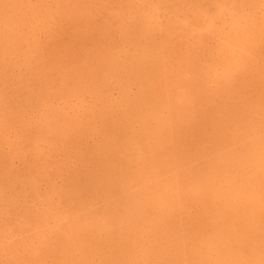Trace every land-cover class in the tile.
<instances>
[{"label":"rangeland","instance_id":"obj_1","mask_svg":"<svg viewBox=\"0 0 264 264\" xmlns=\"http://www.w3.org/2000/svg\"><path fill=\"white\" fill-rule=\"evenodd\" d=\"M83 5L86 8V13L83 14L81 12V15L80 10H78V16L76 14L74 17L71 15L73 20L67 19L68 17L66 18L65 14L68 16V12L76 8L79 9ZM63 15L65 16L63 17ZM75 17L77 18L74 20ZM105 24L106 26H104ZM84 25L90 26L89 29H92H86L85 32L82 29ZM100 27H103V30L105 27V29L112 28L111 31L107 32H110V34H107L109 37L105 36L107 38H104L107 30L102 32L103 30ZM73 35L75 38H79L81 35L80 41L82 43L79 41L80 38H76L77 40L73 39ZM249 35L252 37L250 39L253 40L254 38L260 41L259 44L262 49H258V44L257 46L255 44L256 48L253 45V49L256 51L251 52L252 45L250 43L252 40L248 43L250 48L246 47L247 42H244L246 45H242V41H238L243 36ZM87 36L91 43L89 41L86 42ZM82 38L86 40L85 43H83L84 40ZM33 39L37 43L35 45L36 49L33 46L35 44V42H32L34 41ZM75 41L77 43L74 44ZM238 42L241 43V47L243 46L246 49H238L236 47V43ZM103 44H108V47L103 48ZM59 45L64 47L68 45L69 52L71 51L72 54H65L68 52V49H66L65 53L63 51V54L67 55L66 57L65 55H59L60 53L56 54L58 52L56 48ZM6 48L10 49L7 54L5 53ZM19 52L26 55L22 56ZM69 54L73 55L72 57L78 55L73 59V63L70 64L72 66L75 63L74 61H79V65H77L78 69H76L77 63H75L73 65L74 68H72L75 71L68 65L70 68L65 70L64 73L66 71L70 72L71 76L74 74L72 76V78H75H73L74 80L79 78L80 81L77 80L79 81L77 83L72 80V84L68 80L73 87L71 89L70 86L63 93L62 91L65 89H62V85L55 83L56 81H51L52 77L49 75L48 80L45 77H47V72L52 73L53 75H51L54 77V73L49 71L53 69L50 66L51 62L53 64L55 59H59L60 61L61 58L59 56L63 59L61 61L71 59L72 57ZM57 55L58 58L56 57ZM52 56V59L55 58L53 61L51 59ZM84 57L85 59L83 60L82 58ZM239 57H243V60L247 58V61L245 60V67L241 66L254 77V82L248 84V87L238 85L237 90L241 95L240 97L232 98L230 92L223 93L226 89H222V87L225 84L224 77H228V73L235 71V68L228 65V62L240 60ZM83 62L84 64H82ZM107 62L111 64V68L106 74L103 70ZM119 68L124 70L123 72L119 70L121 73L117 75L119 73H116V70ZM150 70L158 71L163 75L167 89L154 88L150 85L153 81L151 75H148L151 74ZM60 75L62 76V74ZM66 76L65 78L69 79ZM62 77L64 78V75ZM240 77L242 76L240 75ZM72 78L70 77V80ZM258 78L261 80H257ZM263 80L264 0H0V174L2 176L6 173L9 177L11 173L13 174V180L7 176L4 179L5 175H3L4 180L0 178V264H16L12 262L13 259H23L24 262L22 261L20 264H35L34 261H31L33 259H28V257L30 258L35 252L43 251V249L46 250L47 247L48 252L50 251L51 254L59 256L58 251H60L61 247L69 248L72 245L70 240H72L73 246L78 245V247L81 246L84 249L83 245L85 244L91 247L85 248L87 264H105L104 259L106 257L109 259L111 250L114 251L109 240L108 230L92 229L88 233H83L81 231V222L83 221L80 219L79 206L84 204L82 207L88 210V212H90L89 206H92V215H96L99 212L104 213L103 210L109 207V214L116 216L119 211V208L116 209L115 206L116 200L120 201L123 206H133L132 203H137L139 206L142 205L148 211L149 221H144L143 223L139 221L134 224V232L138 234V237L137 239L135 238V243L129 251L122 249L124 242H120V245H117L115 251L118 252V255L115 256L118 259L115 262H119L120 264H166L165 262L168 261L167 264H172L176 260V257H179L181 264H194L192 261L193 257L188 256L187 253L193 249L191 244L197 240L195 237H193L195 240H192L190 236L195 235V231H199V241H202L204 237H212L215 230L221 231V227L224 225L228 229L229 226L233 225L234 212L231 210L228 214L222 213L224 214V220L212 223L211 211L207 214L204 211V206H190L186 211L178 210L174 221L170 223L168 216H163L161 213L163 208L157 204L153 206L152 202H147L146 197L152 194L154 187H156L155 185L159 183L158 181H167L174 176L177 177L178 174V178L183 179L186 171L182 167L188 169L190 166L178 164L181 163L177 161L178 153H181L179 157H184L188 161H191L194 156L195 158L199 157L197 158L199 161L196 159L198 164L195 163L196 160H192V162L195 161V165H193L195 167L206 160L211 163V172L215 178L218 179L219 176L225 177V179H222L224 180V184L222 185L232 187L231 184H234L236 195L233 197L223 195L217 207L220 211H225L227 205L231 206L234 197L236 198V203L240 205V209L243 206L252 205V208H246L245 214L242 211L241 217L236 220L240 221L243 218V221L241 223L237 222V225L235 223L233 226L238 227L241 239L232 235L231 229H228L229 231L225 229L227 234L224 231V234L230 239L228 245L239 248L244 253V257L237 261V259H234L235 256L232 253L226 251L223 258L225 264H248L247 258L254 256L253 254L258 249L256 241L259 240V237L256 234V229L259 227V223L254 225L253 223H249L247 219H249V216H252L249 220L253 221L252 218L254 216H260L264 221V210L260 212L261 215L255 211L256 206L263 202L264 198L255 201L249 200L255 199L256 192L251 191L247 185H244V188L248 189L249 194L245 196V192H243V188L241 187V175L243 172L238 168L240 165L239 160L234 161L230 157V169H226L225 171L221 162L216 163L220 159V154H226L228 149H230V146L228 147L226 143L222 145L223 143L220 141V143L216 144L219 150L222 148V152L217 154L218 158L216 160L214 159V155L208 154L209 149H212L214 146L213 144H208L207 146V141L205 146L206 149L208 148L207 152H205L202 158L199 155L196 156L197 149L192 144L196 140H201V135L194 133L193 130L201 123L204 125V133L209 132L220 137L219 131L231 132L236 120L226 118L224 111L223 114H212L213 118L211 120L207 117L204 121V118L201 117L203 100L205 101L212 95L223 96L224 101L230 99V103H227V105H229V111H231L230 108L233 107L231 105H237L239 103L238 99H241V107H234V111L241 116V119L252 120V125L257 128V131H251L248 134H256L257 137L252 138L246 134L240 138L242 143L238 147H235L240 153L239 157L242 155H246L247 158L255 157V160L259 161L255 165L259 169L257 172H264V165L260 164V160L258 159L264 151ZM50 81L51 86L48 84ZM240 81L242 82L243 78H240ZM45 82L47 83L45 84ZM80 82L82 83L80 84ZM69 83H67V86H69ZM78 84L81 86L77 87ZM44 86L48 89H45ZM41 87L43 88L40 89ZM49 87L52 89V95L49 93L51 90ZM44 89L46 92H44ZM31 91L33 92V96L30 95L29 97V94H32ZM69 91L71 93H68ZM44 93H49V96ZM179 95L183 97L182 100L178 98ZM98 96L101 100L98 99ZM97 99L102 101L100 102L101 109L98 107L100 103H98ZM33 100L37 101V103L32 104ZM189 100L196 101V107L201 105L200 108L198 107L199 111L195 112V110L189 108ZM39 101L40 105L38 104ZM218 101L214 105L218 104ZM109 108L114 111L112 110L111 112ZM52 110L55 111L51 112ZM214 110L215 112H219L220 106H216ZM49 113L62 114L61 116L58 114L60 118L58 119V116L56 118L59 121H55L54 114L51 115L52 117H49ZM124 114L125 116H123ZM119 115L124 118L126 117L125 120L123 117L118 118ZM136 115L138 117H147L148 122L146 124L138 122L137 118H135ZM63 118L68 120L65 122L66 124H61L64 121L62 120ZM121 118L120 122L119 119ZM214 120H217V122L214 123ZM72 121L73 123L70 124ZM59 124L60 126L58 127L61 128H58L60 132L57 133L59 130L56 132L55 130ZM193 124L194 128H191ZM68 125H72L70 127L73 128H71L72 132L68 131L70 133L68 137L72 135L78 141L75 140L74 142V137H72V141H70L71 138H69L70 140L68 139L70 143L74 142L78 146L77 148L75 147L76 145L70 144L71 148H74L72 152L69 149L70 145L65 144L68 138L66 129L70 128ZM42 126L46 127V133L45 131H40L44 129ZM146 126L152 130L162 128V131L166 132L165 136L168 141L164 140L165 142H163L161 140L162 136H158V141L161 142L160 146L164 150H167L166 154V150L162 154L157 153L158 141L149 142L150 146L148 145V147L147 144L143 143V132ZM118 127L124 130L121 142L124 144L125 149H123V153L118 154L120 160L117 159L116 168L125 174L126 168L123 164L127 160L130 162L134 161L133 168L130 169L129 167L126 171V174L133 176L134 179L130 183L128 180L126 181L128 188L124 189L121 187L120 189H115L116 195L113 193L114 190H110L111 195L114 194L117 197L113 199L109 198L110 196H104L103 193L100 195L99 192L95 191L100 185L105 187L103 183L104 171L99 170L96 166H100V163L95 162L99 158L96 155L98 151L102 152V154L108 151L106 149V137L110 140L118 138L116 135ZM35 132H39L40 135L35 136ZM43 134H45L44 137L48 135V140L44 139ZM58 134H64L63 136L67 138L59 136L61 137V142L58 143L59 139H55ZM179 134H182L183 141L181 140V143L178 141L180 139ZM51 135L56 137L54 138ZM216 135H212V137L218 138ZM28 137L34 139L33 142L37 145L40 143V147L33 143L29 144ZM37 137H40L38 138L39 140ZM69 142L66 141V143ZM51 143H54L55 147L58 146V148L53 147L54 149H60L61 151L62 148H65V150L69 149V153L72 156L70 157L68 153L67 157L70 159L64 155L68 152L64 150L62 153L56 150L57 156L56 153H54L55 155H51L52 150H54L52 147H50L51 151L48 149L50 145L54 146ZM29 145H32V147ZM115 148H112V150L114 151ZM92 149L93 151L96 149L98 151L93 152ZM34 150L35 152L32 153ZM41 151L44 155L42 154V157L37 156L39 161L36 160V166L33 154L41 155ZM118 152H121L119 147ZM123 154L126 155V160ZM82 155H85V160L88 158L90 163L86 161L88 164H84L85 160L82 158ZM95 155L97 156L96 158L94 157ZM165 155H169L168 158ZM55 156L58 158V162L55 160ZM80 156L84 161L80 160ZM53 158L55 159L53 160ZM77 159L79 160L77 161ZM241 160L249 162L246 159ZM162 161L166 163L168 161L167 166L170 164L174 172L168 166L170 172H166V175L162 176L160 174L159 177L151 174L152 176H150V169L153 167L154 171V164L158 163L156 165H159L161 163L162 165ZM44 162H46V165ZM47 163L52 166L49 167ZM56 163L63 164H60V166L58 164V168ZM30 164L36 166V168ZM46 166L47 168H45ZM84 166L85 168L83 169L87 173H94L98 176L102 175L99 176V179L96 176L97 187L90 190V192L85 191V187L89 185L87 177L84 180L83 176L86 172L79 171L77 173ZM193 166L192 168H195ZM37 167L39 168L35 171ZM48 167L50 168V172L46 171ZM55 167L56 169H54ZM28 168H30V172L35 171L39 175L37 177L33 175L34 179L25 180L27 184L21 185L18 181L26 179L24 177H30ZM245 168L248 169V167ZM59 169L62 170L61 174H59ZM26 170L29 174H26ZM53 170L58 172H54ZM222 170L224 172L223 175H221ZM253 171H255V168L250 167L247 174L252 177H258ZM57 173L62 176L59 177ZM168 173L171 174L168 175ZM42 175L45 176L43 177L44 179ZM81 178L84 180V183L81 181ZM112 179L114 180L113 177ZM67 180L70 181L68 186H66L68 184ZM181 180L180 182H182ZM78 181L79 183L81 182L80 185H77ZM8 182H10L11 186L7 184ZM71 183L76 184V187L74 185L72 187ZM53 186L59 190L61 196L51 192V190H56ZM74 187L75 189L78 187V190L82 187L83 191L79 193L76 189L75 193ZM216 190L219 191L218 188ZM48 193L49 196L47 195ZM66 193L68 194L66 195ZM202 193L204 194L203 199L205 198V193L204 191ZM75 194H78L79 197ZM46 197L49 199H45ZM108 198L110 203L107 202ZM72 200L74 201V211L70 213L72 217L68 222H73V232H75L72 233L71 231L69 235L60 233V236H56L55 234L59 232L60 225L65 223V220L61 219L65 218L64 209L70 208H68L67 203ZM47 202L49 206L51 204V208H57L56 212L61 213L62 216H58L55 220L52 219L51 222H48L50 224H46L49 225L48 228H46V225L39 227V229H42V233L46 229V232L50 233L49 236H51H48L46 241H42L40 240L41 237L38 236L41 232L40 230L36 229L38 232L34 231L35 233H31L32 230L29 232L28 229L31 227V229H34L33 223H31L34 221L31 220L32 217L37 219L48 212L50 207L48 208ZM52 204L58 207H54ZM202 208L204 215L202 214ZM45 218L47 219L46 216ZM151 219L154 223L150 222ZM21 224L25 225L20 226ZM260 226H264V222ZM132 230L128 228L129 232H132ZM191 230L192 233H190ZM47 233L44 234L48 235ZM76 233L81 234L83 237L80 240H75L74 234ZM81 240H84L85 243L81 242L80 245ZM194 247L198 249L200 245L196 244ZM213 248L214 245L210 244L202 247L201 255L205 262H209L208 264H214L217 258V253L214 252ZM259 248L260 251L261 249L264 250V244L259 245ZM148 251L151 252L152 259H149L151 262L142 254ZM43 253L45 252L43 251Z\"/></svg>","mask_w":264,"mask_h":264},{"label":"bare ground","instance_id":"obj_2","mask_svg":"<svg viewBox=\"0 0 264 264\" xmlns=\"http://www.w3.org/2000/svg\"><path fill=\"white\" fill-rule=\"evenodd\" d=\"M35 5V4H34ZM39 5V4H38ZM213 5H215V4H213ZM216 7V6H215ZM218 8V7H217ZM223 8V7H222ZM42 9V8H41ZM36 10V9H35ZM78 10H80V14H81V12L84 14V13H86V8H85V6L83 5V6H81V7H79V9L78 8H76V9H74L73 11H70V12H68L69 14H70V17H69V14H68V16H67V14H65L66 15V18L67 19H72L74 16H75V14H76V16H78ZM222 10V9H221ZM110 11V10H109ZM113 12V11H112ZM224 12V11H223ZM217 13H219V12H217ZM65 15H63V17L65 16ZM71 15H73V17L71 16ZM82 15V14H81ZM229 15V14H228ZM77 17H75L74 18V20L76 19ZM45 19V18H44ZM47 19V18H46ZM66 19V20H67ZM50 20V19H49ZM63 20V19H62ZM73 20V19H72ZM150 20V19H149ZM153 20V19H152ZM156 21V20H155ZM46 22V21H45ZM198 24V23H197ZM104 26H106V24L104 25ZM109 26V25H108ZM142 26H143V24H142ZM85 27V28H84ZM84 27H82V29L86 32V29H88V30H90V29H92V28H90L89 29V27H87L86 25H84ZM38 28V27H37ZM101 29L103 28V27H100ZM106 28V27H105ZM104 28V30L102 31V32H104V31H106V33H105V35H104V33H103V35H104V38H105V36H107V34H110V32L109 33H107L108 31H111V29L112 28H109V29H105ZM78 29V28H77ZM80 29V28H79ZM81 29V30H82ZM100 29V30H101ZM81 30H79V31H81ZM83 32V31H82ZM81 32V33H82ZM84 32V33H85ZM87 33H88V31H87ZM91 33H92V31H91ZM201 33H202V31H201ZM74 34V33H73ZM78 34H80V33H78ZM86 34V33H85ZM179 34V33H178ZM177 34V35H178ZM91 35V34H90ZM102 35V36H103ZM253 35H255V34H253ZM76 36V35H75ZM77 36H79V35H77ZM183 36V35H182ZM237 36V35H236ZM72 37H74V35L72 36ZM81 35L79 36V38L78 37H76V38H78L79 39V41L81 40ZM107 37H109V36H107ZM106 37V38H107ZM181 37V36H180ZM250 35L249 36H243V38L242 39H239L238 41H242V45H246V43H244V42H247V45H246V47L248 48L250 45H252V48H251V52H254V51H256V50H254L253 49V47L255 46V44H256V46H257V44H258V49H262V48H260V44H259V42L260 41H258V40H255L254 38H253V40L252 39H250ZM75 37L73 38V39H76ZM105 38V39H106ZM252 38V37H251ZM15 40V39H14ZM34 41H32L33 43L36 41L35 39H33ZM77 40V39H76ZM82 40H84L83 41V43H85V41L86 42H88L90 39L88 38V36H87V39L85 40L84 38H82ZM104 40V39H103ZM169 40H172V39H169ZM252 40V41H251ZM16 41V40H15ZM72 41H74V40H72ZM78 41V42H79ZM105 41V40H104ZM250 41H251V43H250ZM257 41H258V43H257ZM14 42V41H13ZM18 42V41H17ZM81 42V41H80ZM90 42V41H89ZM146 42V41H145ZM253 42H255L254 44H253ZM24 43H26V42H24ZM75 43H77L76 41L74 42V44ZM82 43V42H81ZM91 43V42H90ZM171 43V42H170ZM239 43V42H238ZM236 43V47L238 48V49H240V48H244V49H240V50H245L246 48L245 47H241L240 45H241V43ZM248 43H250V45L248 46ZM3 44V43H2ZM37 43L35 42V44H33V46H35ZM30 45V44H29ZM105 45H107V46H105ZM103 44V48H107L108 47V44ZM110 45V44H109ZM254 45V46H253ZM262 45V44H261ZM39 46V45H38ZM256 46H255V48H256ZM59 47V48H58ZM56 49L58 50V52H56V54H59V55H65V54H68V53H71V51L69 52V48H68V45L67 46H62V45H59ZM35 49H36V46L34 47ZM90 48V47H89ZM147 48V47H146ZM250 48V47H249ZM66 49H68V52H66L65 53V51H66ZM253 49V50H252ZM28 50H29V48H28ZM27 49H26V51H28ZM56 50V51H57ZM10 51V49H5V53L7 54L8 52ZM63 51H64V53L65 54H63ZM21 52V51H20ZM19 52V54H22V53H20ZM25 52V51H24ZM55 52V51H54ZM84 52V51H83ZM85 52H87V51H85ZM244 52V51H243ZM258 52H261V51H258ZM25 53H27V52H25ZM37 53H39V52H37ZM89 53V52H88ZM35 54H36V52H35ZM52 54H55V53H52ZM72 54V53H71ZM71 54H69V56L70 57H72L71 56ZM26 54H22V56H25ZM87 55V54H86ZM21 56V55H20ZM21 56V57H22ZM34 56V55H33ZM41 56V55H40ZM67 55H65V57H66ZM76 56H78V55H76ZM76 56L75 57H72L71 59H64V61H61V60H63L62 59V57L61 56H59L61 59H60V61H59V59H55V61H54V65L52 64V62H51V64H50V66L53 68V69H50L49 71H51V72H53L54 73V77L52 76L53 74L52 73H50V72H47V77H45L47 80H48V75L50 76V77H52V79H50L51 81H53V82H55V83H59L60 85H62V89H65V90H63L62 92L64 93L66 90H68V88L71 86L70 85V83L68 82V80L70 81V82H72V84H73V81L72 80H74L73 78H72V76L74 75V74H72V76L67 72H65L64 73V71L65 70H67V69H69L70 67H71V69L72 68H74V64L75 63H77L76 64V69H78L77 68V65H79L78 64V62L79 61H74L75 63L71 66L70 64H72L73 63V59L74 58H76ZM57 58H58V55L56 56ZM64 57V56H63ZM88 57V56H87ZM23 58V57H22ZM38 58V57H37ZM53 58V56L51 57V59ZM69 58V57H68ZM240 58V57H239ZM245 58V57H244ZM25 59V58H24ZM39 59V58H38ZM54 59H52V61L54 60ZM83 60L85 59V57L84 58H82ZM247 58H245V60H246ZM26 60V59H25ZM245 60H243V57L242 58H240V60H236V61H232V62H228L229 64L228 65H231V66H233L234 68H235V71L234 72H231V73H228L229 75H228V77H224L225 79V84H224V87H222V89H226L223 93H227V92H230V95H231V97L232 98H237V97H240V95H241V93H239L238 92V90H237V88H238V85L239 86H242V87H248V84H250V83H252V82H254V77L253 76H251L241 65H243L244 67H245ZM110 61V60H109ZM108 61V62H109ZM247 61V60H246ZM106 63L105 64V66H104V73H108V71H110V66H111V64H109V63ZM82 64H84V62L82 63ZM5 65V64H4ZM53 65V66H52ZM68 65H70V67L68 66ZM65 66V67H64ZM67 66V67H66ZM36 67H37V65H36ZM79 67V66H78ZM81 67V66H80ZM82 68V67H81ZM177 69V68H176ZM263 69V68H262ZM72 70H74L75 71V69H72ZM80 70H82V69H80ZM121 72H123V70L124 69H121V68H119V69H117L116 70V73H119V74H117V75H120V71ZM155 70V69H154ZM17 71V70H16ZM57 72V73H56ZM151 74H148V75H151V77H152V79H153V81H152V84H150L152 87H154V88H165V89H167V85H166V82H165V80H164V77H163V75L160 73V72H158V71H153V70H150L149 71ZM15 73V72H14ZM48 73H50V74H48ZM58 73H60V74H62V76L64 75V78H65V76L66 77H68L69 79H64L60 74H58ZM52 74V75H51ZM68 74H69V76L72 78L71 80H70V77L68 76ZM75 75H76V73H75ZM81 75V74H80ZM84 75V74H83ZM83 75H82V77H83ZM240 75L242 76V77H240ZM76 76H78V75H76ZM225 76H227V75H225ZM166 77V76H165ZM2 78V77H1ZM44 78V79H45ZM240 78H243V81L241 82L240 81ZM45 79V80H46ZM77 80H79V78H76ZM263 79V78H262ZM46 80V81H47ZM77 80H74L75 82H79V81H77ZM257 80H261L260 78H258ZM40 81H41V76H40ZM39 81V83H41ZM51 81L48 83L50 86H51ZM66 81H67V83H69V86H67V83H66ZM264 81V80H263ZM48 82V81H47ZM47 82H45V84L47 83ZM61 82V83H60ZM74 82V83H75ZM43 83V82H42ZM82 82H80V84H81ZM224 83V82H223ZM260 83H262V82H260ZM142 84V83H141ZM32 85V84H31ZM76 85V84H75ZM33 86V85H32ZM40 86H41V84H40ZM39 86V87H40ZM78 86H81V85H77V87ZM142 86V85H141ZM140 86V87H141ZM22 87V86H21ZM20 87V88H21ZM53 87V86H52ZM72 87L73 86H71L70 88L72 89ZM76 87V86H75ZM77 87H76V89H77ZM145 87V86H144ZM19 88V89H20ZM43 87H41L40 89H42ZM44 88H45V86H44ZM50 88V87H49ZM80 88V87H79ZM45 89H48V88H45ZM44 89V92H46V90ZM51 89V88H50ZM5 90H6V88H5ZM20 90H22V89H20ZM70 90V89H69ZM99 90V89H98ZM102 90V89H101ZM143 90V89H142ZM26 91V90H25ZM32 91H35V90H32ZM31 91V92H32ZM42 91V90H41ZM52 89L50 90V92L49 91H47V92H49V93H51V95H52ZM115 91V90H114ZM29 92H30V90H29ZM29 92H27L28 94H29ZM81 92V91H80ZM105 92V91H104ZM248 92V91H247ZM49 93H44V94H47V96H49ZM57 93V92H56ZM56 93H54V94H56ZM68 93H71V91H69ZM144 93V92H143ZM43 94V95H44ZM243 94V93H242ZM30 95L31 96H33V92H32V94H29V97H30ZM109 95V94H108ZM138 95V94H137ZM46 96V97H47ZM34 98V97H33ZM178 98L180 99V100H182L183 99V97L181 96V95H179L178 96ZM98 99H99V96H98ZM97 99V101H98V103H100V102H102V101H99V100H101V99H99L98 100ZM219 100L218 101V104H216V105H214V103L217 101V100ZM225 99L223 98V96H218V95H212V96H209L205 101L203 100V105H202V108L201 109H203V112L201 111V117H203L204 118V121L206 120V118L208 117L210 120H211V118H213V116H211L212 114H217V113H219V114H223V111H224V113H225V115H226V118H230V119H233V120H236V121H234V127H233V129L231 130V132L230 131H228V132H222V131H219V133H220V137H218V135H216V134H211V133H209V132H206V133H204V130H203V124H198V127H196V129H194L193 130V132L194 133H197V134H200L201 135V140H196V142H194V144H192V145H194L195 147H196V149H197V155L196 156H200L201 158H202V156L205 154V152H207V150H208V148L206 149L205 148V146H206V141H207V146H208V144L209 145H212L213 144V146L214 147H212V149H209V153L208 154H210V155H214L215 157H214V159L216 160L218 157H217V154L219 153L220 154V152H222V148L219 150V147L217 148V143H220V141L223 143H221L222 145H224V143H226L227 144V146L229 147L230 146V149H228V151H227V153L226 154H220V159L216 162V163H219V162H221V164H222V167H223V170L225 171L226 169H230V166H231V159H230V157H232V160H239V162H240V165L238 166V168H239V170L241 171V172H243L242 173V175H241V180H242V182H241V187L243 188V192H245V196H247V194H249V191H248V189H246V188H244V185H247L249 188H250V190L251 191H255L256 192V195H255V199H249V200H259V199H263L264 198V172H262V173H258L257 171H259V169L258 168H256L255 167V165H256V163L257 162H259L258 160H255V157H249V158H247L246 157V155H242L241 157H239V155H240V153L237 151V149H236V147L235 146H239L241 143H242V141L240 140V138L242 137V136H244V135H249V137H252V138H254V137H257V135L256 134H248V133H250L251 131L252 132H256L257 131V128L256 127H253V123H252V120H245V119H241V116L239 115V114H236L235 113V111H234V107L235 108H238V107H241V99H238L239 100V103L237 104V105H231V106H233V107H231L230 108V110L232 111H229V105H227V103H230V99L229 100H227V101H224ZM34 101V102H33ZM32 102V104H36L37 103V101H35V100H33ZM119 101V100H118ZM188 103H189V108L190 109H192V110H195V112H197V110H198V107L200 108V106L201 105H198V107H196V101H191V100H189L188 101ZM233 103V102H232ZM39 105H40V101H39V103H38ZM100 105H101V103L99 104V108H100ZM118 106V105H117ZM216 106H220V111L219 112H215V107ZM214 108V109H213ZM101 109V108H100ZM105 109H108V108H105ZM104 109V110H105ZM110 109V111L112 112V110L113 109H111V108H109ZM117 110V109H116ZM12 111H14V110H12ZM55 111V110H54ZM53 110L51 111V112H54ZM114 111V110H113ZM199 111V110H198ZM234 111V112H233ZM57 112H59V111H57ZM130 112V111H129ZM1 113V112H0ZM50 114V113H49ZM54 113H52V114H50L49 115V117L51 116V115H53ZM61 116V114L60 113H57V114H54V116L53 117H57L58 119L60 118L59 117V115ZM102 115V114H101ZM123 116H125V114L123 115ZM123 116H121V115H119V117L118 118H120V117H123ZM52 117V116H51ZM104 117V116H103ZM106 117V116H105ZM141 117V118H140ZM140 117H138L137 115H136V117L135 118H137V121L138 122H140V123H143V124H146L147 122H148V118L147 117H145V116H140ZM222 117H225V116H222ZM55 119V121H59L58 119ZM126 118V117H125ZM125 118L123 117V119L125 120ZM52 119V118H51ZM53 120V119H52ZM62 120H64V121H62L61 122V124L62 123H65V122H67L68 120H66L65 118H63ZM121 120H122V118L121 119H119V121L121 122ZM41 122V121H40ZM43 122V121H42ZM214 123H216L217 122V120L215 121H213ZM73 123V121L70 123V124H72ZM41 125H44L43 123H40ZM39 124V125H40ZM66 124V123H65ZM121 125V124H120ZM55 126V125H54ZM58 126H60V124L59 125H57L56 127H57V129H56V127H55V132L57 131V130H59L57 133H59L60 132V129H58V128H61V127H58ZM63 126V125H62ZM70 126H72V125H68V127H70ZM43 127V126H42ZM41 127V128H42ZM67 127V128H68ZM40 128V127H39ZM44 129L43 130H40V131H45V133H46V127H43ZM66 128V127H65ZM72 127H70V128H68V130L66 129V134H67V137H68V134H70L68 131L70 130H72L71 129ZM191 128H194V124H193V126L191 127ZM63 129H64V127H63ZM155 129V128H154ZM128 130V129H127ZM163 129L161 128H159L158 130H152V129H149L147 126L144 128V132H143V143L146 145L147 144V147H148V145L151 143V142H157L159 139H158V136H162V141L163 142H165L164 140H167L168 141V139H167V137L165 136L166 135V132L165 131H162ZM39 131V132H40ZM49 131H51V130H49ZM73 131V130H72ZM71 131V132H72ZM117 131H118V133L116 134L117 136H118V138L117 139H114V140H110L109 138H107L106 137V149L108 150L106 153H103L102 154V152H100V151H98L97 149L96 150H94L93 151V149H92V151L93 152H97L98 151V153L96 154L99 158L98 159H96L95 161V163H100V166H96L99 170H102V171H104V176H103V183H104V185H105V187L104 186H102V185H100L99 187H97V185H96V182H97V179H99V176H102V175H97V174H94V173H87L86 171H85V169H83V168H85V166L84 167H82V169H79L78 171H77V173L79 172V171H82V172H86V173H84V180H85V177H87V180H88V183H89V185L88 186H86L85 187V191L86 192H90V190H92V189H95L96 187V189H95V191H97V192H99V194L101 195L102 193L104 194V196H106V197H109V198H117L115 195V189H117V188H121V187H123L124 189H126V188H128L127 187V180H128V182L130 183V181L131 180H133L134 179V177L133 176H131V175H129V174H126V171H127V169L130 167V169H132L133 168V162H130L129 160H127L126 161V163H124L123 164V166L126 168V170H125V174H123V173H121L117 168H116V162H117V159H119V153H123V149H125V146H124V144L121 142V139H122V134H124V130L123 129H121L120 127H118L117 128ZM39 132L37 133V132H35L36 134H38V135H36V134H34L35 136H39L40 134H39ZM65 132H64V134H65ZM103 132H107V131H103ZM127 132V131H126ZM41 133V132H40ZM62 133H63V131H62ZM110 133V132H109ZM229 134V137H228V134ZM53 134V133H52ZM64 134H58L57 135V137L56 136H52V137H56L55 139L56 140H58V143H60L61 142V137L64 135ZM66 134H65V136H66ZM72 134V133H71ZM211 134V135H210ZM41 135H42V133H41ZM44 135L45 134H43V137H44ZM56 135V134H55ZM106 135V134H105ZM210 135V136H209ZM212 135H216L218 138H214V137H212ZM34 136V137H35ZM47 136V137H46ZM45 137H44V139L46 138V140H48L47 138H48V135H46ZM59 136H61V137H59ZM65 136H63L65 139L67 138V137H65ZM179 137H180V139L178 140L179 141V143H181L180 141L182 140V134H179L178 135ZM32 137V136H31ZM33 137V138H34ZM41 137V136H40ZM40 137H37V139L38 138H40ZM72 137H74V136H72V135H70V137H68L67 138V140L66 141H68L69 142V138H71V140L70 141H72ZM29 139H28V141L30 142L29 144H36L35 142H33L34 141V139H30V137H28ZM42 138V137H41ZM54 138H52V139H54ZM43 139V138H42ZM63 139V138H62ZM69 139V140H68ZM39 140V139H38ZM41 140V139H40ZM64 140V139H63ZM74 142H75V137H74ZM32 141V142H31ZM42 141H44V140H42ZM52 141V140H51ZM66 141H65V144L66 145H72V144H74V145H76V143H74V142H72V143H66ZM77 141V140H76ZM140 141V140H139ZM183 141V140H182ZM38 142H41V141H38ZM64 142V141H63ZM78 142V141H77ZM127 142V141H126ZM150 142V143H149ZM48 143H49V141H48ZM48 143H46V145H48ZM56 143H57V141H56ZM160 141H158L157 142V153H160V154H162V153H164L165 152V150L160 146ZM251 143V142H250ZM51 144H54V143H51ZM78 144V143H77ZM166 144H167V142H166ZM37 145V144H36ZM39 145V146H38ZM37 146L38 147H40V143L38 144ZM41 145H42V143H41ZM46 145H44V146H46ZM50 145V144H49ZM66 145H64V146H66ZM71 145L69 146L70 148V150H71V152L74 150V148H71ZM244 145V144H243ZM29 146H31L32 147V145H29ZM56 146H57V144H56ZM61 146H63V145H61ZM68 146H67V149H68ZM150 146V145H149ZM38 147H36V148H38ZM50 147H54V148H58V146L57 147H55V144H54V146H49L48 147V149H50V151H51V148ZM75 147H77L78 148V146L76 145ZM117 148V150H116V148ZM118 147H119V150L121 151V152H118ZM195 147H193V148H195ZM29 148V147H28ZM35 148V149H36ZM42 148H43V145H42ZM42 148H40V149H42ZM47 148V147H46ZM53 148V149H54ZM59 148H61V147H59ZM112 148H115V150L113 151L112 150ZM141 148V147H140ZM65 150V148L63 149L62 148V151L64 150V151H68L67 153H65V152H63V153H65L64 155H66V157L68 156V153L70 152V150ZM73 149V150H72ZM46 150V149H45ZM58 152H60L61 150L60 149H54V150H52V152H51V155L53 154V155H55L54 153H56L57 151ZM141 150V149H140ZM152 150V149H151ZM212 150V151H211ZM30 151V150H29ZM37 151H38V149H37ZM62 151H61V153H62ZM35 152V150L32 152V153H34ZM43 152H44V150H43ZM92 152V153H93ZM132 153V152H131ZM167 153V150H166V152H165V154ZM168 153H169V151H168ZM39 154H40V152H39ZM42 151H41V155H35V154H33V159H34V163L36 164V166H37V162H36V160L37 161H39L38 159H37V156H40V157H42ZM57 154L58 153H56V156H57ZM60 154V153H59ZM77 154V153H76ZM82 154V153H81ZM80 154V155H81ZM94 154V153H93ZM102 154V156H100ZM180 154V155H179ZM230 154H231V156H230ZM19 155V154H18ZM44 155V154H43ZM69 155H70V153H69ZM94 156L95 158L97 157V156ZM124 155V158H125V160H126V155L125 154H123ZM55 156V158H53V160L55 159L56 161H57V157ZM72 155H70V157H71ZM84 156V157H83ZM165 156H167V158H168V156L169 155H165ZM179 156H181V153H178V156H177V158H178V160L177 161H179V162H181V163H178L179 165L181 164V165H183V166H190L188 169L187 168H185V167H182V169H184L185 171H186V173L183 175V179L181 180V179H179L178 177V172H177V177L176 176H174L172 179H169V180H167V181H165L164 180V182L163 181H158L159 183H157L155 186L156 187H154V190L152 191V194H150V195H148L147 197H146V199H147V202L148 203H150V202H152V205L154 206L155 204H157V205H159L161 208H163L162 209V211H161V213H162V215L163 216H168V221L171 223V222H173L174 221V218H175V216H177V213H178V210H182V211H186L187 210V208L188 207H190V206H198V207H200V206H204L205 208H204V211H206V213L207 214H209V211H211V214H212V223H217V222H219V221H221V220H224V214L225 213H227L228 214V212L229 211H233L234 212V222H233V225L232 226H229L228 227V229H231L232 230V232H231V234L232 235H234V236H236V237H239L240 239H241V234H240V232L238 231V227L236 228V227H233L234 225H235V223H236V225H237V222L238 223H241L242 221H243V218H242V220H240V221H236L237 220V218H239V217H241V214H242V211H244V214H245V210H246V208L247 207H250V208H252V205H248V206H246V207H241V209H240V205L239 204H237L236 203V198L234 197L233 198V201H232V203H231V206L230 205H227L226 207H225V211H220L217 207H218V204H219V202H220V198L223 196V195H227V196H230V197H233V196H235L236 195V190H235V187H234V184H231L232 185V187H230V186H224V185H222V184H224V180H222V179H225V177L224 176H219L218 177V179L217 178H215L214 176H213V174H212V172H211V168H212V166H211V163H209V162H207L206 160L204 161V163L202 162V164L201 163H199L200 165H196L197 167H195V166H193V165H195L194 164V162L195 161H193L192 162V160H196L197 158H199V157H196L195 158V156L194 157H192V159H191V161H188L187 159H185L184 157H179ZM59 157V156H58ZM239 157V158H238ZM68 158V157H67ZM73 158V157H72ZM71 158V159H72ZM80 158H81V156H80ZM82 158H84V160H85V155H82ZM80 159V160H82V161H84L83 159ZM94 158V159H95ZM68 159H70V158H68ZM241 159H246L247 161H249V162H246V161H242ZM259 160H260V164H263L264 165V151H263V153H261L260 154V156H259V158H258ZM53 160H51V161H53ZM79 159H77V161H78ZM120 160V159H119ZM140 160V159H139ZM198 161H199V159H197ZM196 160V164H198L197 161ZM86 161H88V158L85 160V162H84V164H88V162L86 163ZM58 162V161H57ZM174 162H175V160H174ZM193 164H192V163ZM46 162H44V164H45ZM54 163V162H53ZM90 163V162H89ZM169 163H171V164H173L172 162H169ZM215 163V164H216ZM48 164V163H47ZM57 164V167L59 168V166H60V164H63V163H56ZM58 164H59V166H58ZM69 164V163H68ZM156 164H158V163H156ZM156 164H154L155 165V167H154V171H153V167H152V169H150V176H152V175H155V176H159L160 177V174L163 176L166 172H168L169 171V169L171 168V166H170V164L168 165V166H170V168L167 166V164H168V161H167V163L165 162V161H162V165H161V163H159V165H156ZM175 164H177V163H175ZM189 164V165H188ZM31 166H34V165H32V164H30ZM46 165V164H45ZM49 165V164H48ZM65 165V164H64ZM64 165H62V166H64ZM154 165H152V166H154ZM179 165H178V167H179ZM217 165V164H216ZM36 166H34L35 168H36ZM39 166V165H38ZM44 166V165H43ZM50 166H52V165H49V167ZM54 166V165H53ZM87 166V165H86ZM177 166V165H176ZM192 166L193 167H195V168H192ZM27 167H29V166H27ZM48 167V170H46V171H49V168ZM218 167V166H217ZM245 167H248V169L247 168H245ZM250 167L251 168H255V171H253V173H256L257 175H258V177L257 176H254V177H252L251 175H249V174H247V172L249 171V169H250ZM31 168V167H30ZM30 168H28V171H29V169ZM38 168L39 167H37V169H35V171L36 170H38ZM45 168H47V166L45 167ZM57 168V169H58ZM66 168H68V167H66ZM169 168V169H168ZM173 168V167H172ZM172 168L170 169L171 171H172ZM177 168V167H176ZM234 168H236V167H234ZM233 168V169H234ZM54 169H56V167L54 168ZM181 169V168H180ZM181 169V170H182ZM31 170H33L32 168H31ZM39 170H41V169H39ZM52 170V169H51ZM60 170V169H59ZM223 170H222V172H221V175H223L224 174V172H223ZM27 170H26V174H29L30 175V177L28 178V177H24V178H26V179H23L24 180V182H23V180H20V181H18V182H20V184L22 185V184H27L26 182H25V180H28V179H34V176L35 177H37L39 174H36V172L35 171H32V172H30L29 171V173H27L28 172ZM54 172H58V171H56V170H53ZM61 171L62 170H60V172H59V174H61ZM183 171V170H182ZM181 171V172H182ZM184 171V172H185ZM38 172V171H37ZM50 172V171H49ZM54 172H53V174H54ZM170 172V171H169ZM172 172H174V171H172ZM171 172V173H172ZM227 172V171H226ZM47 173V172H46ZM45 173V174H46ZM171 173H168V175H170ZM48 174V173H47ZM46 174V175H47ZM52 174V173H51ZM58 174V173H57ZM58 174V175H59ZM105 174H107V175H105ZM152 174V175H151ZM182 174V173H181ZM3 175H5V178L4 179H6L7 177H9V176H7L6 175V173L5 174H3ZM3 175L1 176V174H0V178H1V180H4L3 179ZM12 173H11V176L9 177V178H11V180H13L12 178ZM28 175V176H29ZM34 175V176H33ZM62 175H63V172H62ZM62 175H59V177L60 176H62ZM142 175L143 176H145L144 175V173H142ZM166 175V174H165ZM167 175V176H168ZM7 176V177H6ZM41 176V175H40ZM96 176H97V179H96ZM154 176V177H155ZM167 176H166V179H167ZM43 177H45L44 175H42V178ZM49 177V176H48ZM112 177L114 178V180L112 179ZM63 178V177H62ZM44 179V178H43ZM46 179V178H45ZM152 180H153V178H151ZM48 180H49V178H48ZM64 180H66V179H64ZM84 180H82V178H81V181L84 183ZM180 180L182 181V182H180ZM7 181V180H6ZM9 181V180H8ZM15 181V180H14ZM50 181V180H49ZM68 181V184L66 185V186H68L70 183V181L69 180H67ZM150 182H151V180H149ZM154 181H156V180H154ZM48 182V181H47ZM14 183V182H13ZM66 183V182H65ZM8 185H10V182H8L7 183ZM11 184H12V182H11ZM81 184V182L79 183V181H78V184L77 185H80ZM34 185V184H33ZM36 185V184H35ZM72 185H76V184H72L71 183V186ZM7 186V185H6ZM11 186V185H10ZM9 186V187H10ZM8 187V186H7ZM51 187V186H50ZM73 187V186H72ZM76 187V186H75ZM75 187L73 188L74 189V191H75V193H76V189L78 188H76L75 189ZM11 188V187H10ZM35 188V187H34ZM34 188H33V190H34ZM53 188H54V186H53ZM67 188V187H66ZM219 189V191H217L216 189ZM8 189V188H7ZM32 189V188H31ZM52 189V188H51ZM54 189H56V190H51V192L54 194V193H56V194H58L59 196H61L60 194H59V190H57V188H54ZM245 189V190H244ZM64 190H66L65 188H64ZM110 190H114L113 191V193L115 194H113V195H111V192H110ZM35 191V190H34ZM83 191V189H82V187H81V189L80 190H78L77 189V192H79V193H81ZM202 191H204V193H205V198H203L202 199V197H204V194L202 193ZM36 192V191H35ZM62 192H64L63 190H62ZM11 193V192H10ZM50 193V192H49ZM49 193L47 194L48 196H49ZM25 194V193H24ZM40 194V193H39ZM68 193H66V195H67ZM71 194V193H70ZM75 195H78V194H75ZM82 196V195H81ZM157 196V197H156ZM40 197V196H39ZM45 197V196H44ZM52 197H54L53 195H52ZM51 197V198H52ZM78 197H79V195H78ZM38 198V197H37ZM41 198H42V196H41ZM48 197H46L45 199H47ZM63 198V197H62ZM61 198V199H62ZM109 198H108V203H110V200H109ZM226 198H228V197H226ZM49 199V198H48ZM56 199V198H55ZM58 199V198H57ZM60 199V201H62ZM41 200V199H40ZM42 200H44V199H42ZM52 200V199H51ZM49 201V200H48ZM53 202H55L54 200H52ZM253 201V202H254ZM41 202H43V201H41ZM50 202V201H49ZM93 202V201H92ZM116 202V209L117 208H119V211H118V214H116V216H114L113 214H109V207H107L106 208V210L104 209L103 210V212L104 213H101V212H99L98 214H96V215H92L91 214V211L93 210L92 209V206H89V211L90 212H88V210H85V208L84 207H82V206H84V204L82 205V206H79L80 207V216H81V220L83 221V222H81V231L84 233V232H86V233H88L90 230H92V229H97V230H108V233H109V240H110V243H111V245L113 246V248H114V251L113 250H111V253L109 254L110 255V257H109V259L106 257L105 259H104V262H105V264H120L119 262H115L117 259H118V257H116L115 255H118V252H116L115 251V249H116V247H117V245H120L119 243L120 242H124L123 243V246H122V249L123 250H125V251H129L130 249H131V246L135 243V238L137 239V237H138V234L137 233H135L134 232V224H136L137 222H144V221H149V215H148V211L146 210V209H144L143 208V206L141 205V206H139L137 203H132L133 204V206H123L121 203H120V201H118V200H116L115 201ZM203 202H204V205H203ZM252 202V203H253ZM43 203H45V202H43ZM52 203V202H51ZM60 203V202H59ZM54 204H56V203H54ZM68 204V208L69 209H64L65 210V213H64V217L65 218H61V217H59V218H61V219H64L65 220V223H62L61 225H60V228H59V232L58 233H56L55 235L56 236H60V233H62V234H67V235H69V233H71V231H72V233H74L73 232V229H74V224H73V222H68V220H71V217H72V215L70 214V213H72L73 211H74V201L72 200L71 202H69V203H67ZM46 205V204H45ZM47 205H48V202H47ZM53 205V204H52ZM71 205H73L72 207H71ZM54 206V205H53ZM60 206H61V204H60ZM59 206V207H60ZM63 206H65V205H63ZM50 207V208H49ZM52 206H51V204H50V206L48 205V212L47 213H45L42 217H39V218H37V219H34L33 217H32V219L31 220H34V221H32L31 223H33L32 224V226H34V229H31V228H29L28 229V231L30 232L31 230V233H33L34 231L36 232L37 230H40L41 232L40 233H42V229H39V227H43V226H45L46 224H49L48 222H51V220L52 219H56V218H58V216H62V214L61 213H58V212H56L57 211V208L56 209H53V208H51ZM54 207H58V206H54ZM67 207V206H66ZM15 208V207H14ZM84 208V209H83ZM61 209V208H60ZM241 210V211H240ZM262 210H264V199H263V202H261V203H259L257 206H256V208H255V211H256V213L257 214H259V215H261L260 214V212L262 211ZM204 211H203V208H202V214L204 215ZM237 212H239L238 214H236ZM76 213V212H75ZM222 213H224V214H222ZM45 216L47 217V219L45 218ZM236 217V218H235ZM252 216H249L248 218L250 219ZM245 218V217H244ZM22 219V218H21ZM60 219V220H61ZM249 219H247L248 220V222L249 223H253L254 225H257L256 223H259V227L256 229V234L258 235V237H259V240H257L256 241V244H257V252L256 253H254L253 255L254 256H252V257H250V258H247V260H248V264H264V250L263 249H261V251L259 250L260 248H259V245L261 246L262 244H264V226H260L261 224H262V222H264L261 218H260V216H254L252 219H253V221H250ZM160 220H162V219H160ZM233 221V220H232ZM150 222H152V223H154L153 222V220L151 219L150 220ZM247 222V223H248ZM28 223H30L29 221H28ZM162 223H164V221H162ZM16 224V223H15ZM22 225H25V224H21L20 226H22ZM50 225V224H49ZM49 225H46L47 227L46 228H48V226ZM30 226V225H29ZM15 227V226H14ZM37 227V228H36ZM123 227V228H122ZM25 228V227H24ZM45 228V227H44ZM49 228H51V227H49ZM120 228H122V229H120ZM128 228H130V229H133L132 230V232L130 231H128ZM222 229H221V231L220 230H215V232H214V235L212 236V237H204L203 238V240L201 241H199V236H198V234L200 233L199 231H195V235H189L190 237H191V239L193 240L194 238L193 237H195V239L197 240V241H194V243H192L191 244V246H192V248L193 249H191V251H188V256H192L193 257V263L194 264H208L209 262H205L204 261V258H203V256L201 255V252H202V247L203 246H208V244H210V245H214V248H213V250H214V252H216L217 254H216V256H217V258L215 259V261H214V264H225V261H223V258H224V253L226 252V251H229L230 253H232L234 256H235V258L234 259H237V261L238 260H241V258H243L244 257V253L241 251V249H239V248H236V247H234V246H232V245H228V242L230 241V239L225 235V234H227V231H229L227 228H226V226L224 225V226H222L221 227ZM242 228H244V227H242ZM241 228V229H242ZM37 229V230H36ZM225 229H227V231H225ZM19 230V229H18ZM164 231H165V229H163ZM245 230V229H244ZM21 231H22V229H21ZM43 231H44V229H43ZM47 230L45 229V231L42 233V234H38V236L39 237H41V239L38 237V239H40V240H42V241H46V239H47V237L49 236V234L50 233H47L46 232ZM58 231V230H57ZM224 231H225V234H224ZM6 232V231H5ZM28 232V233H29ZM34 232V233H35ZM38 232V231H37ZM134 232V233H133ZM162 232V231H161ZM44 233H47L48 235H46V234H44ZM52 233V232H51ZM91 233V232H90ZM89 233V234H90ZM162 233H164V232H162ZM169 233H173V232H169ZM190 233H192V230L190 231ZM36 234V235H37ZM43 235H45V236H42ZM54 235V234H53ZM75 235V237H76V239L75 240H80L81 239V237H83L81 234H74ZM35 236V235H34ZM90 236H91V234H90ZM229 236V235H228ZM3 237V236H2ZM49 237H51V236H49ZM168 238H169V236H167ZM33 238V237H32ZM43 238V239H42ZM194 239V240H195ZM89 240V239H88ZM41 241V242H42ZM198 241H199V243H198ZM70 242H71V246L68 248V247H65V248H60V251H58L59 252V256L58 255H53V254H51V252L49 251H47V249H48V247H47V249L45 250V249H43V251L45 252V253H43V251H38V252H35L30 258L28 257V259H33V260H31V261H34V263L35 264H87L86 263V254L87 253H85V251H86V249L85 248H91V247H88V246H86L85 244L83 245L84 246V249L80 246V247H78V245H75V246H73V242H72V240H70ZM81 242L82 243H85V241L84 240H81L80 241V245H81ZM2 243V242H1ZM20 243V242H19ZM90 243V242H89ZM176 243H177V241H176ZM253 243V242H252ZM21 244V243H20ZM196 244H199L200 245V248H198V249H196L195 247H194V245H196ZM110 245V246H111ZM140 245V244H139ZM138 245V246H139ZM59 246V245H58ZM98 247V246H97ZM140 247V246H139ZM120 248V247H119ZM118 248V249H119ZM228 248V249H227ZM145 249V248H144ZM14 250V249H13ZM152 250H154V249H152ZM32 251V250H31ZM9 252V251H8ZM120 252V251H119ZM7 253V252H6ZM11 253V252H10ZM31 253V252H30ZM77 253V254H76ZM3 254V253H2ZM143 255H144V257L149 261V262H151V260H149V259H152V257H151V252L150 251H148V252H144V253H142ZM132 255V254H131ZM1 257H2V255H1ZM12 257H13V255H12ZM11 257V258H12ZM48 261V263H47V261ZM23 261V259L22 260H12V262H15L16 264H20V262H22ZM28 261H30V260H28ZM30 261V262H31ZM11 262V261H10ZM24 262V261H23ZM168 262V261H167ZM167 262H165L166 264H167ZM28 264V263H27ZM31 264V263H30ZM168 264H171V263H168ZM172 264H181V261H180V258L179 257H176V260L174 261V262H172Z\"/></svg>","mask_w":264,"mask_h":264}]
</instances>
